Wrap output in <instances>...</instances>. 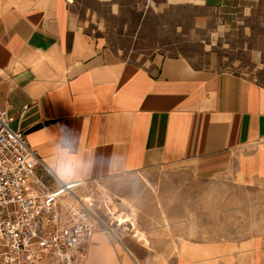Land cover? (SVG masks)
<instances>
[{"label":"crops","instance_id":"crops-1","mask_svg":"<svg viewBox=\"0 0 264 264\" xmlns=\"http://www.w3.org/2000/svg\"><path fill=\"white\" fill-rule=\"evenodd\" d=\"M75 7L0 0V106L34 151L36 172L51 187L87 181L114 195L113 182L164 171L221 189L205 191L202 212L191 206L196 194L181 209L174 178L156 196L122 197L142 237L105 216L82 264H264V86L182 54L126 58L89 32ZM156 7L193 8L194 27L213 38L240 15L264 13V0Z\"/></svg>","mask_w":264,"mask_h":264},{"label":"rangeland","instance_id":"rangeland-1","mask_svg":"<svg viewBox=\"0 0 264 264\" xmlns=\"http://www.w3.org/2000/svg\"><path fill=\"white\" fill-rule=\"evenodd\" d=\"M160 1L75 0V8L89 32L106 39L113 49L126 58L149 56L156 50L171 55L182 54L196 66L235 71L264 86L263 11L240 15L238 26L231 30H220L212 38L208 30L194 27L193 16L196 11L193 8L171 7L159 10L156 6ZM173 178L178 180L175 191L180 193L182 210L189 207V197L194 194L198 201L195 204L193 200L191 206L201 212L205 209L204 203L200 201L205 191H212L214 197L220 196L218 183L195 182L188 172L177 174L171 171L113 182L115 195L106 185L98 183L91 187L87 181L75 191L81 198H91L101 220L108 221L105 216L114 219L107 208L109 199L129 205V213L134 214L135 206L122 197H141L148 193L156 196L160 183ZM61 212L65 213L63 207ZM260 215L264 223V204Z\"/></svg>","mask_w":264,"mask_h":264},{"label":"built area","instance_id":"built-area-1","mask_svg":"<svg viewBox=\"0 0 264 264\" xmlns=\"http://www.w3.org/2000/svg\"><path fill=\"white\" fill-rule=\"evenodd\" d=\"M11 119L0 106V264H82L102 220L76 193L82 181L51 187L36 172L38 159Z\"/></svg>","mask_w":264,"mask_h":264},{"label":"bare ground","instance_id":"bare-ground-1","mask_svg":"<svg viewBox=\"0 0 264 264\" xmlns=\"http://www.w3.org/2000/svg\"><path fill=\"white\" fill-rule=\"evenodd\" d=\"M83 199L92 202L91 198H89L88 196L83 197ZM109 202L110 203H107V208L109 210V213H111L114 219L116 220V222H118L119 225L130 226L133 229L132 231L135 232V234L137 235V237H142L143 233H141V231L139 232V229L136 225V219L134 218V216H132V213H126L125 211L119 210L117 204L111 199H109Z\"/></svg>","mask_w":264,"mask_h":264},{"label":"clouds","instance_id":"clouds-1","mask_svg":"<svg viewBox=\"0 0 264 264\" xmlns=\"http://www.w3.org/2000/svg\"><path fill=\"white\" fill-rule=\"evenodd\" d=\"M65 178H66V179L68 178L67 174H65Z\"/></svg>","mask_w":264,"mask_h":264}]
</instances>
